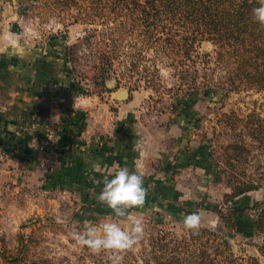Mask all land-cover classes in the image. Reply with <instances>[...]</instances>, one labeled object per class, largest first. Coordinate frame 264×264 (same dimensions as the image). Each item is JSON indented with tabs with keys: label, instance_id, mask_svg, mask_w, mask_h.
<instances>
[{
	"label": "rangeland",
	"instance_id": "rangeland-1",
	"mask_svg": "<svg viewBox=\"0 0 264 264\" xmlns=\"http://www.w3.org/2000/svg\"><path fill=\"white\" fill-rule=\"evenodd\" d=\"M27 8L17 0L0 3V74L8 71L27 80L26 70L32 64L60 58L55 62L63 64V75L68 79L59 90L62 124L71 123L69 119L77 115V122H73L77 125L73 129V150L88 155L86 159L93 162V167L99 164L100 169L76 171L73 176L60 172L51 123L44 121L38 129L37 113L31 116L29 136L36 143L51 137L53 146L42 152L38 144L29 142L42 172L28 163L22 165L23 160L14 150L0 147V253L15 255L23 235L28 244V264L43 260L48 264H106V255L93 254L76 244L65 222L83 231L86 222L98 225L112 216L111 210L97 200L103 177L113 164L134 170V162H139L149 194L143 209L131 211L143 219L146 231L139 246L124 255L123 264L143 262L150 250L148 234L152 227L169 230L176 236L189 232L181 220L193 212L202 216L201 228L221 230L234 256L254 257L264 264L259 252L264 238L255 233L252 211L236 219L237 231L221 228L218 212L224 209V198L231 191L225 177L214 167L209 140L203 138L215 113L248 114L264 104V93H237L218 87L178 91L176 79L164 68L154 89L145 88L144 74L125 73L129 86L122 83L117 87L112 78L103 91L93 86L94 73L88 67L82 68L85 78L77 84L68 52L88 27L58 17L42 20ZM212 50L210 43L199 48L200 52ZM147 65L153 67L150 62ZM122 72L118 70V75ZM135 85L139 89L131 90ZM121 89L129 91V99H116ZM107 147L113 149L105 153ZM262 161L254 166L264 167ZM12 162L18 166H12ZM5 165L12 171H2ZM254 166L249 167L250 172L255 171ZM263 200L264 185L237 198L235 203L244 208ZM118 222L124 228L131 226L127 219ZM0 264L8 263L0 256Z\"/></svg>",
	"mask_w": 264,
	"mask_h": 264
},
{
	"label": "trees",
	"instance_id": "trees-1",
	"mask_svg": "<svg viewBox=\"0 0 264 264\" xmlns=\"http://www.w3.org/2000/svg\"><path fill=\"white\" fill-rule=\"evenodd\" d=\"M17 1L36 18L70 19L88 27L68 52L77 84L85 78L82 68L88 67L94 73L93 86L103 91L112 78L117 87L129 86L126 76L134 73L144 74L145 88L154 89L164 68L176 79L178 91L218 87L264 93V27L252 17V9L259 6L257 0ZM203 43H210L212 52H200ZM120 69L123 72L118 75ZM210 123L203 138L209 140L214 167L231 191L218 212L221 228L237 231L236 219L252 211L255 233L264 238V200L244 208L235 203L264 185V167L254 166L264 159V104L245 115L217 112ZM252 166L254 172L249 170ZM152 228L150 250L138 264H263L254 257L234 256L220 229L200 228L196 234L189 231L176 236ZM19 243L15 255L0 253L8 264H28L23 235ZM259 252L264 257V243Z\"/></svg>",
	"mask_w": 264,
	"mask_h": 264
},
{
	"label": "crops",
	"instance_id": "crops-1",
	"mask_svg": "<svg viewBox=\"0 0 264 264\" xmlns=\"http://www.w3.org/2000/svg\"><path fill=\"white\" fill-rule=\"evenodd\" d=\"M57 60H40L26 70L27 80L21 76L4 72L0 74V147L4 150H14L17 157L42 172L35 151L29 148V142H35L29 136L28 128L31 116L37 113L40 124L49 121L53 128V136L57 143L59 154L60 172L70 174L80 171L82 173L93 170V162L87 156L73 150V129L77 125V115L69 119L71 123L62 124L63 111L59 90L68 83L67 76L63 75V64ZM67 89V87H66ZM73 116V115H72ZM68 120V121H69ZM30 133V132H29ZM16 148L18 150H16ZM113 147H107L105 153ZM24 159H26L24 161ZM18 162V161H15ZM12 166L14 163H11ZM92 168V169H91ZM2 171H12L5 165ZM14 170L13 172H15ZM63 177L60 176V181Z\"/></svg>",
	"mask_w": 264,
	"mask_h": 264
},
{
	"label": "clouds",
	"instance_id": "clouds-1",
	"mask_svg": "<svg viewBox=\"0 0 264 264\" xmlns=\"http://www.w3.org/2000/svg\"><path fill=\"white\" fill-rule=\"evenodd\" d=\"M257 3L259 6L252 9V17L264 27V0H257ZM134 163V170L113 164L103 177V188L97 200L111 210L112 216L98 225L86 222L83 231L65 222L76 244L93 254L106 255L109 264H123L124 255L139 246L146 231L143 219L131 211L143 209L149 194L141 165ZM94 168L99 171L100 165L96 164ZM121 218L130 221L131 226L122 227L118 222ZM181 223L186 230L196 234L202 227L203 218L199 212H193L183 216Z\"/></svg>",
	"mask_w": 264,
	"mask_h": 264
},
{
	"label": "built area",
	"instance_id": "built-area-1",
	"mask_svg": "<svg viewBox=\"0 0 264 264\" xmlns=\"http://www.w3.org/2000/svg\"><path fill=\"white\" fill-rule=\"evenodd\" d=\"M52 138L48 137V139L42 140L41 142H37L36 144H38V149L42 152L47 151L48 149H51V147L53 146L52 144Z\"/></svg>",
	"mask_w": 264,
	"mask_h": 264
},
{
	"label": "water",
	"instance_id": "water-1",
	"mask_svg": "<svg viewBox=\"0 0 264 264\" xmlns=\"http://www.w3.org/2000/svg\"><path fill=\"white\" fill-rule=\"evenodd\" d=\"M130 97V93L126 89H121L117 94H116V99L117 100H127Z\"/></svg>",
	"mask_w": 264,
	"mask_h": 264
}]
</instances>
